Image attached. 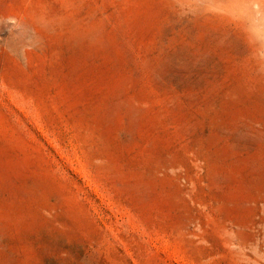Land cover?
Wrapping results in <instances>:
<instances>
[{"label": "rangeland", "instance_id": "rangeland-1", "mask_svg": "<svg viewBox=\"0 0 264 264\" xmlns=\"http://www.w3.org/2000/svg\"><path fill=\"white\" fill-rule=\"evenodd\" d=\"M0 264H264V0H0Z\"/></svg>", "mask_w": 264, "mask_h": 264}]
</instances>
